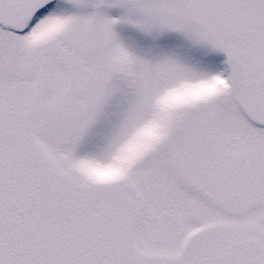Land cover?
<instances>
[{
    "label": "snow or ice",
    "instance_id": "1",
    "mask_svg": "<svg viewBox=\"0 0 264 264\" xmlns=\"http://www.w3.org/2000/svg\"><path fill=\"white\" fill-rule=\"evenodd\" d=\"M0 264H264V0H0Z\"/></svg>",
    "mask_w": 264,
    "mask_h": 264
}]
</instances>
